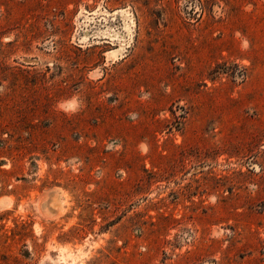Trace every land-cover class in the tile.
<instances>
[{"label":"rangeland","instance_id":"374dc122","mask_svg":"<svg viewBox=\"0 0 264 264\" xmlns=\"http://www.w3.org/2000/svg\"><path fill=\"white\" fill-rule=\"evenodd\" d=\"M0 264H264V0H0Z\"/></svg>","mask_w":264,"mask_h":264}]
</instances>
